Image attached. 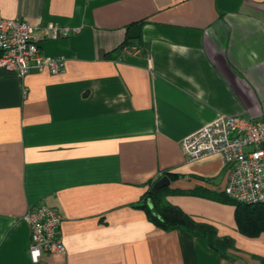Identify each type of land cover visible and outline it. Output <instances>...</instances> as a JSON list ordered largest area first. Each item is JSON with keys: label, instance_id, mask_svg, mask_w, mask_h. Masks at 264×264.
Masks as SVG:
<instances>
[{"label": "crops", "instance_id": "crops-1", "mask_svg": "<svg viewBox=\"0 0 264 264\" xmlns=\"http://www.w3.org/2000/svg\"><path fill=\"white\" fill-rule=\"evenodd\" d=\"M0 14L57 28L39 44L64 61L23 78L0 68V264H33L36 205L63 218L65 249L46 264H264V231L242 232L216 198L221 154L182 148L220 115L264 120V0H0ZM165 175L182 191L167 201L224 250L137 206Z\"/></svg>", "mask_w": 264, "mask_h": 264}, {"label": "built area", "instance_id": "built-area-1", "mask_svg": "<svg viewBox=\"0 0 264 264\" xmlns=\"http://www.w3.org/2000/svg\"><path fill=\"white\" fill-rule=\"evenodd\" d=\"M57 34L55 27L39 28L0 14V68L20 78L45 67L52 73L61 72L63 59L47 57L39 44L41 38ZM182 148L190 160L221 154L229 171L224 194L241 203L264 205V120L220 115L186 136ZM25 219L31 230L28 252L33 264H46L45 256L64 251L59 236L63 218L57 208L33 206Z\"/></svg>", "mask_w": 264, "mask_h": 264}, {"label": "trees", "instance_id": "trees-1", "mask_svg": "<svg viewBox=\"0 0 264 264\" xmlns=\"http://www.w3.org/2000/svg\"><path fill=\"white\" fill-rule=\"evenodd\" d=\"M178 192L182 191H172L166 186L154 193L151 184L137 206L144 208L151 221L157 226L163 229L184 226L191 232L206 236L214 248L224 250L228 246L230 239H218L212 226L197 222L181 208L167 201L169 194ZM216 198L235 206V219L242 232L256 236L264 231V205L241 203L226 195L225 198L218 196Z\"/></svg>", "mask_w": 264, "mask_h": 264}, {"label": "water", "instance_id": "water-1", "mask_svg": "<svg viewBox=\"0 0 264 264\" xmlns=\"http://www.w3.org/2000/svg\"><path fill=\"white\" fill-rule=\"evenodd\" d=\"M140 33H141V27L138 25L133 26L129 30V34H128V36L130 38V42L135 43L136 40L139 38ZM170 183H171V180H170L169 176L165 175L153 183L152 191L155 193V192L159 191L160 189H162L166 186H169Z\"/></svg>", "mask_w": 264, "mask_h": 264}, {"label": "rangeland", "instance_id": "rangeland-1", "mask_svg": "<svg viewBox=\"0 0 264 264\" xmlns=\"http://www.w3.org/2000/svg\"><path fill=\"white\" fill-rule=\"evenodd\" d=\"M170 195V194H169Z\"/></svg>", "mask_w": 264, "mask_h": 264}]
</instances>
